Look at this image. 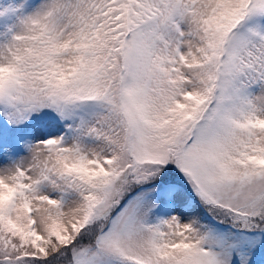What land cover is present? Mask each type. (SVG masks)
<instances>
[{
	"label": "snow or ice",
	"instance_id": "1",
	"mask_svg": "<svg viewBox=\"0 0 264 264\" xmlns=\"http://www.w3.org/2000/svg\"><path fill=\"white\" fill-rule=\"evenodd\" d=\"M0 264H264V0H0Z\"/></svg>",
	"mask_w": 264,
	"mask_h": 264
}]
</instances>
